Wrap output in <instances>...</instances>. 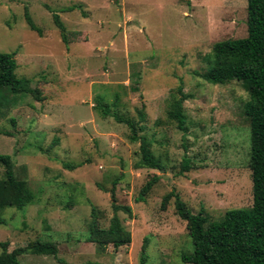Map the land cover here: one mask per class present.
I'll use <instances>...</instances> for the list:
<instances>
[{
	"label": "rangeland",
	"instance_id": "rangeland-1",
	"mask_svg": "<svg viewBox=\"0 0 264 264\" xmlns=\"http://www.w3.org/2000/svg\"><path fill=\"white\" fill-rule=\"evenodd\" d=\"M73 5L80 7L61 12ZM25 9L41 36L27 26ZM245 36L246 0H0V53L14 52L16 77L41 93L35 101L0 92V155L12 157L16 178L36 195L23 209L2 212L0 244L8 252L32 240L56 244L55 256L23 254L19 264H187L186 223L172 200L161 210L166 194L214 221L252 205L248 96L238 82L213 86L192 74L207 70L214 44ZM179 84L190 95L185 133L166 119ZM97 96L116 100L134 120L143 113V134L163 169L134 167L139 143L98 112ZM183 158L191 168L180 174ZM153 176L158 181L135 202ZM112 187L115 204L131 211L116 212L131 237L118 249L87 241L91 206L104 228L114 215Z\"/></svg>",
	"mask_w": 264,
	"mask_h": 264
},
{
	"label": "trees",
	"instance_id": "trees-1",
	"mask_svg": "<svg viewBox=\"0 0 264 264\" xmlns=\"http://www.w3.org/2000/svg\"><path fill=\"white\" fill-rule=\"evenodd\" d=\"M79 5L61 10L70 12ZM53 23L58 28L61 39L70 44L69 33L57 13L50 11ZM24 19L31 31L39 36L41 30L35 25L24 10ZM74 36V35H72ZM15 53H0V92L10 96H31L35 101L41 100L38 89L31 88V80L16 77ZM207 70L193 72V76L203 82L217 86L238 82L246 92L248 100L244 103L243 113L249 125V160L248 168L251 177L252 205L247 208L231 209L219 220H209L205 211L200 209L193 213L180 200L174 191L166 194L161 200V210L172 200L177 217L186 223V232L192 245V252L182 254L181 260L187 264H264V0H246V36L238 40H226L214 44L206 57ZM190 95L176 88L171 95L166 111V119L185 133L186 116L183 102ZM98 112L103 117H111L115 122L124 124L129 131V142L139 143L140 159L135 163L136 169L160 170L163 166L151 151V142L143 134L145 131L143 113L137 112L138 120L120 114L117 101L110 104L102 97L94 99ZM1 106V105H0ZM13 124V121H11ZM0 166L3 175L0 178V224L2 212L7 208L21 210L33 203L36 195L30 190L27 182L15 176V163L11 156L0 155ZM72 170L74 167L63 165ZM191 168L190 161L183 158L180 174ZM153 176L140 189L135 202H143L152 186L158 181ZM115 185V184H114ZM111 208L114 215L109 225L100 226L95 207L91 206L88 223L87 241L101 248L112 246L114 249L126 246L131 242L130 233L126 231L116 212L121 211L131 217L130 208L115 204L114 187L110 190ZM6 243H1L0 264H19L18 257L23 254L55 256L57 247L54 242L32 240L24 247L11 252L6 250Z\"/></svg>",
	"mask_w": 264,
	"mask_h": 264
}]
</instances>
